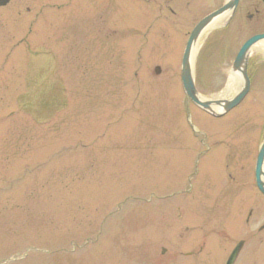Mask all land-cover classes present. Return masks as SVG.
Masks as SVG:
<instances>
[{
	"label": "rangeland",
	"instance_id": "1",
	"mask_svg": "<svg viewBox=\"0 0 264 264\" xmlns=\"http://www.w3.org/2000/svg\"><path fill=\"white\" fill-rule=\"evenodd\" d=\"M225 1L0 8V264H221L195 237L239 226L252 203L232 202L224 159L230 147L234 161L246 152L253 165L264 95L209 118L186 102L179 66L190 31ZM261 5L240 0L230 25L199 38L202 97L235 95L220 98L224 77L213 72L264 32ZM255 10L259 21L249 22Z\"/></svg>",
	"mask_w": 264,
	"mask_h": 264
},
{
	"label": "flooded vegetation",
	"instance_id": "2",
	"mask_svg": "<svg viewBox=\"0 0 264 264\" xmlns=\"http://www.w3.org/2000/svg\"><path fill=\"white\" fill-rule=\"evenodd\" d=\"M261 6L264 8L263 4ZM238 7L230 18L228 25L232 23L233 16L235 17ZM257 16H260L259 10H255L253 13H248L247 19L249 22H254L256 20L259 21V19H255ZM229 27L230 26H227L226 28ZM258 34H264V32H257L252 36ZM248 39H246L234 53L229 51L225 53L227 55L225 56L224 66L227 65V68H221L220 65H216V69H214L213 72L215 75L221 73V76L224 77V86L226 87L232 72H245L243 79L242 74L239 73L241 82L239 88L241 89V86L245 85V82L249 83V92L239 106H241L248 96L253 92H262L264 95V56L262 54L256 52L255 55H251L250 52L247 58L243 60V63L239 68L234 67L239 50ZM206 75L208 76L209 73ZM262 101L264 102V97ZM260 104L262 105V103ZM263 141L264 136L258 143L257 154L252 166L247 162L249 159L247 156L244 157V160H242L243 162L235 171L234 169L230 168V165L225 164L228 184L231 185L232 190H234L233 187L237 188L233 191L232 202L247 198L252 201V203H249L247 206V213L243 214L241 218L240 215L242 213L239 215V218L242 219V223L237 227H229L224 223V227H222V229H213V231L206 230L209 233L202 236L198 234V236L196 235L195 237L197 242L198 239H201L203 245L207 244V246L211 247L213 260H220V262H223V264L228 263L230 257L235 251L237 253L232 264H264V174H261L259 177H257L255 172L256 158ZM229 204L232 205V203ZM202 248L203 247L200 248V252ZM190 254L191 256L193 255L192 252ZM200 254L201 253H199V255Z\"/></svg>",
	"mask_w": 264,
	"mask_h": 264
},
{
	"label": "water",
	"instance_id": "3",
	"mask_svg": "<svg viewBox=\"0 0 264 264\" xmlns=\"http://www.w3.org/2000/svg\"><path fill=\"white\" fill-rule=\"evenodd\" d=\"M239 0H231L228 3H226L221 9L218 11L212 13L211 15L207 16L204 20H202L197 27L194 29L185 50V54L183 57V70H182V82L183 87L185 90L186 95L190 100H192L196 105L201 107L202 109L213 112V108L219 107L223 112H228L231 109H233L235 106H237L243 98L246 96L248 92L249 83H246L245 88L242 90V92L232 101L222 103L220 101H206L199 97L197 90L195 88L193 75H192V69H191V54L194 45L196 44L197 40L199 39L200 35L203 33V31L207 28V26L217 17L225 14L228 11H234L238 5ZM264 1V0H263ZM9 3V0H0V7L6 6ZM264 40V35H258L246 42V44L242 47L238 58L235 63V67L239 68L240 65L243 63V60L246 57V54L248 53L249 49L256 44L257 42ZM157 73H159V69H157ZM242 74L245 76V72H242ZM264 162V144L261 148L260 155L258 157L257 161V172H261V167ZM236 256V252L233 254V257L230 260L229 264H232Z\"/></svg>",
	"mask_w": 264,
	"mask_h": 264
},
{
	"label": "bare ground",
	"instance_id": "4",
	"mask_svg": "<svg viewBox=\"0 0 264 264\" xmlns=\"http://www.w3.org/2000/svg\"><path fill=\"white\" fill-rule=\"evenodd\" d=\"M227 18H228V14L219 16L218 18L213 20V22L207 27V31L220 26L223 23V21H225ZM252 49H254L255 52H258L264 56V41L257 43L256 45L253 46ZM198 50L199 48L197 45L196 47L193 48V54H195ZM239 86H240V74L236 72H232L230 74L227 89L222 94V96L236 92L239 89Z\"/></svg>",
	"mask_w": 264,
	"mask_h": 264
}]
</instances>
